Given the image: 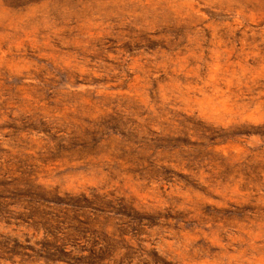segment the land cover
<instances>
[{
    "label": "rangeland",
    "instance_id": "rangeland-1",
    "mask_svg": "<svg viewBox=\"0 0 264 264\" xmlns=\"http://www.w3.org/2000/svg\"><path fill=\"white\" fill-rule=\"evenodd\" d=\"M0 264H264V0H0Z\"/></svg>",
    "mask_w": 264,
    "mask_h": 264
}]
</instances>
